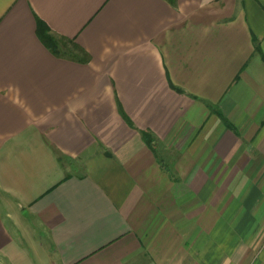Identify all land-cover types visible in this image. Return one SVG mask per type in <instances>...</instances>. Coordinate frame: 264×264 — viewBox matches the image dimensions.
Wrapping results in <instances>:
<instances>
[{
    "label": "crops",
    "instance_id": "0c3cea01",
    "mask_svg": "<svg viewBox=\"0 0 264 264\" xmlns=\"http://www.w3.org/2000/svg\"><path fill=\"white\" fill-rule=\"evenodd\" d=\"M0 264H264V0H0Z\"/></svg>",
    "mask_w": 264,
    "mask_h": 264
},
{
    "label": "trees",
    "instance_id": "16d2710c",
    "mask_svg": "<svg viewBox=\"0 0 264 264\" xmlns=\"http://www.w3.org/2000/svg\"><path fill=\"white\" fill-rule=\"evenodd\" d=\"M167 1L172 4L175 2V0ZM37 35L40 41L55 56L67 58L80 63H88L89 56L79 46H77L73 40L53 36L50 33V30L39 20L37 21ZM143 138L147 145L151 147L153 139L150 135L148 136V134H143Z\"/></svg>",
    "mask_w": 264,
    "mask_h": 264
},
{
    "label": "rangeland",
    "instance_id": "374dc122",
    "mask_svg": "<svg viewBox=\"0 0 264 264\" xmlns=\"http://www.w3.org/2000/svg\"><path fill=\"white\" fill-rule=\"evenodd\" d=\"M78 172V171H77Z\"/></svg>",
    "mask_w": 264,
    "mask_h": 264
}]
</instances>
